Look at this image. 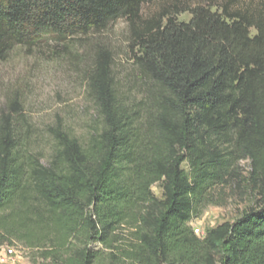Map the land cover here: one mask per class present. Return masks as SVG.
<instances>
[{
    "label": "trees",
    "instance_id": "trees-1",
    "mask_svg": "<svg viewBox=\"0 0 264 264\" xmlns=\"http://www.w3.org/2000/svg\"><path fill=\"white\" fill-rule=\"evenodd\" d=\"M150 1L0 0V62L126 20L148 107L121 100L113 54L99 46L85 78L102 131L85 148L53 128L44 165L12 101L0 116V247L50 229L63 244L82 229L115 264H264V0H169L144 19ZM247 160L258 204L199 239L189 223L220 205ZM123 232L129 241L113 240Z\"/></svg>",
    "mask_w": 264,
    "mask_h": 264
},
{
    "label": "rangeland",
    "instance_id": "rangeland-1",
    "mask_svg": "<svg viewBox=\"0 0 264 264\" xmlns=\"http://www.w3.org/2000/svg\"><path fill=\"white\" fill-rule=\"evenodd\" d=\"M169 3L151 0L142 8L144 19L157 16ZM191 18L189 12L177 17L179 22L186 23ZM129 38L128 23L122 19L92 38L65 43L46 38L34 49L16 48L6 61L0 62V116L12 101L19 103L25 119L22 129L29 139L28 150L44 165L50 163L56 150L53 128L68 133L85 148L102 131L103 121L85 78L99 46L113 54V74L121 100L129 108L141 103L142 108H148L143 104L145 97L139 89L140 76ZM143 115L141 110L140 116ZM252 173L251 161L242 162L240 178L217 192L220 205L208 207L200 218L189 223L199 239L223 223H233L258 204L260 196L252 183ZM153 193L162 199V184L154 186ZM33 233L32 237H10L0 247V264H115L114 251L99 241H91L89 232L82 229L63 244L54 230ZM126 237L130 238V234L123 232L117 238L113 236V240L129 241Z\"/></svg>",
    "mask_w": 264,
    "mask_h": 264
}]
</instances>
